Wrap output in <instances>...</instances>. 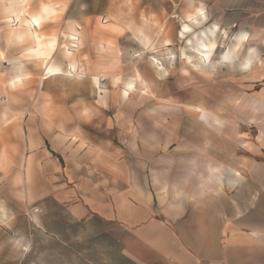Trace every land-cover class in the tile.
Returning <instances> with one entry per match:
<instances>
[{
	"label": "crops",
	"instance_id": "0c3cea01",
	"mask_svg": "<svg viewBox=\"0 0 264 264\" xmlns=\"http://www.w3.org/2000/svg\"><path fill=\"white\" fill-rule=\"evenodd\" d=\"M55 1L57 7L43 4L26 15L27 0H0L5 34L23 55L43 62L20 68L8 82L41 78L35 90L21 91L35 92L19 103L25 159L13 169L20 173L14 185L11 176L3 178L0 190H30L31 201L44 207L41 231L83 253L88 264H264V0H189L186 9L173 0ZM176 16L179 22L172 21ZM42 28L58 36L43 35ZM183 40V77L186 65L232 68L238 77L232 92L240 96L231 104L249 110L246 121H259L255 141L235 130L220 135V122L198 105L191 113L196 132H178L165 119L168 132L158 133L149 117L148 132L132 134L125 146L100 100L68 93L64 102L49 85L76 77L98 86L99 77L123 76L125 60L147 54L150 68L165 73L163 62L176 54L172 44ZM48 65L60 72L46 76ZM151 73L134 69L130 76L145 85L142 76ZM125 86L121 95L128 99L136 86ZM191 102L203 104L199 97ZM13 104H0V119ZM10 168L0 157L2 174ZM49 204L52 229L45 225Z\"/></svg>",
	"mask_w": 264,
	"mask_h": 264
},
{
	"label": "rangeland",
	"instance_id": "374dc122",
	"mask_svg": "<svg viewBox=\"0 0 264 264\" xmlns=\"http://www.w3.org/2000/svg\"><path fill=\"white\" fill-rule=\"evenodd\" d=\"M11 3L15 0H9ZM26 1V0H25ZM189 0H173L175 6H181L186 9ZM43 4H50L57 7L58 3L54 0H27L26 15L33 13L36 7L40 8ZM173 6V10L178 8ZM173 15H175L173 13ZM58 17H52L50 20H57ZM141 24H148V20L142 18ZM114 20V19H113ZM179 22L177 16L173 22ZM132 23V20H129ZM5 23L0 13V104L6 105V102H18L13 104L14 108L6 111L8 115L0 119V157L5 156L11 165L10 174H2L0 170V182L7 178L14 185L15 175L20 173L14 172L13 169L21 168L25 159V144L23 140V121H21L20 112L23 111L19 104L26 101L24 96H29L27 100L35 96V92H25L41 81L40 77H28L21 85L10 86L8 82L20 72V68L35 70L42 66L41 61H32L31 57L23 55L22 48L15 45L9 36L5 34ZM159 27V25H158ZM173 31V32H172ZM174 27L166 32L173 34ZM177 31V30H176ZM198 31V30H195ZM40 33L46 36H58V30L42 28ZM170 33V34H171ZM227 36L221 40V46L227 44ZM10 41V42H8ZM185 40L180 44H172L171 50L176 53L171 60L163 62V67L167 68L165 73L158 74L153 67L150 68V56L142 55L141 58H129L123 62L124 75L117 77H99V84L95 86L91 78L76 77H59L55 82L49 85L54 90L53 95L59 96L68 102V93H74L77 99L88 98L91 101H101L102 106L106 108L107 116L115 119L118 125L114 128L119 129V134L125 137L124 145L127 146L128 140H131L132 134H143L148 132V118H154L156 122V132L164 133L166 120L172 122L174 130L182 132H196V125L192 121L191 113L195 111L193 107L201 105L206 109L209 116H214L216 121L220 122V135L228 130H235L242 135L250 133L255 141L258 135V120L253 117L249 119V110H243L239 104H231L233 101L238 102L239 93L232 92L234 80H237L232 68L218 66L217 62L210 65H198V68H192L189 65L184 67L189 70L188 75L183 77V63L178 59L180 46L184 47ZM185 50V49H184ZM190 52V49H186ZM193 64L195 62H192ZM134 69H144L151 71V75L142 76L146 81L141 85L130 76ZM153 70V71H152ZM195 70V71H193ZM129 74V75H128ZM16 79V78H14ZM85 80V81H84ZM156 80V84H153ZM135 83L136 89L130 92L129 98L122 97L121 92L126 88L125 84ZM28 88V89H27ZM127 89V88H126ZM99 90L101 91L99 93ZM144 92V94H143ZM182 96H187L188 102L184 104ZM22 97V98H21ZM31 97V98H30ZM196 97L203 104H194L191 102ZM133 98V99H132ZM192 98V99H191ZM191 99V100H190ZM49 106V104H46ZM58 104H50V106ZM67 106L71 104H65ZM3 109H0V114ZM50 113L52 109L47 110ZM179 126V124H181ZM180 127V128H179ZM168 132V131H167ZM115 133V132H114ZM50 169V168H49ZM51 178V173H45ZM27 191V196H26ZM50 190H44V193ZM30 190L20 188H7L0 190V264H88L84 254L77 255L69 250L59 240L54 239L50 234L41 231L39 218L44 214L42 201L33 203L29 195ZM40 209L41 212L34 213V209ZM55 212L49 204L46 208L48 221L45 225L53 228L51 215ZM56 214L57 213L56 211Z\"/></svg>",
	"mask_w": 264,
	"mask_h": 264
},
{
	"label": "bare ground",
	"instance_id": "6f19581e",
	"mask_svg": "<svg viewBox=\"0 0 264 264\" xmlns=\"http://www.w3.org/2000/svg\"><path fill=\"white\" fill-rule=\"evenodd\" d=\"M18 20V17L16 18ZM183 32H186V33H189L191 32V29L189 26H183ZM63 47V46H62ZM67 50V48H66ZM64 51V50H63ZM159 65V64H158ZM46 70V76H50V75H53V74H56L57 72H60V69L57 68V67H54L52 65H48V67L46 66L45 67ZM130 86V85H129ZM132 89V88H131Z\"/></svg>",
	"mask_w": 264,
	"mask_h": 264
},
{
	"label": "built area",
	"instance_id": "2783aa9c",
	"mask_svg": "<svg viewBox=\"0 0 264 264\" xmlns=\"http://www.w3.org/2000/svg\"><path fill=\"white\" fill-rule=\"evenodd\" d=\"M33 211H34V213L41 212V210L40 209H37V208H35Z\"/></svg>",
	"mask_w": 264,
	"mask_h": 264
}]
</instances>
